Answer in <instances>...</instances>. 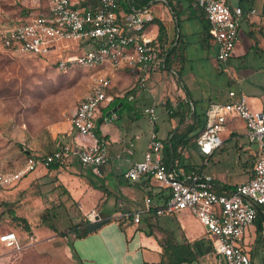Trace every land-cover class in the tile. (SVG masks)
Returning a JSON list of instances; mask_svg holds the SVG:
<instances>
[{
	"label": "crops",
	"instance_id": "1",
	"mask_svg": "<svg viewBox=\"0 0 264 264\" xmlns=\"http://www.w3.org/2000/svg\"><path fill=\"white\" fill-rule=\"evenodd\" d=\"M226 2L232 7L238 6V0ZM150 9L153 22L159 21L165 30L161 51L166 56L170 49H176L175 55L170 54L168 58H171V65L165 64L162 71L148 74L143 86H140L138 68L104 66L103 69H90L110 76L108 93L113 98L95 118L96 130L107 148L100 175L80 165L75 150L78 137L66 119L48 127L45 142L39 141L40 137L33 138L29 148L32 152L25 155L45 156L63 146L72 147L73 153L53 168L37 167L14 187L0 193V205H17L15 201L19 194L32 188L34 200L26 202L30 209L24 210L25 213H42L45 210L77 215L78 220H73L72 226L82 222L88 226L96 215L107 222L84 237H77L76 232L69 230L72 226L64 236H59L44 223L34 226L35 231L30 229L31 239L14 232L20 250L0 245V264H209L210 259L213 262L212 237L191 214H153L154 208L168 198L167 189L149 177L131 181L123 174L133 163L142 160L152 133L160 142L169 140L174 133L193 124L194 108L205 114L210 104L227 102L229 91L244 96L251 111L264 112V0H253L243 12L234 52L224 64L216 61L217 45L206 32L209 25L203 11L191 0H157ZM146 31L158 39L155 23L149 24ZM70 51L80 52L73 49L66 53L73 54ZM45 59L55 60L54 57ZM187 106L190 109L188 113L184 112ZM147 108L154 110L153 122L144 112ZM108 115H114L115 119L103 123L102 117ZM221 139V147L211 155H203L197 150L184 152L186 170L178 168L186 173L209 176L211 189L218 194L247 182L252 177L257 155V149L250 155L244 148L248 140L240 119L227 118ZM228 140H234L239 148V160H242V155L247 160L253 159L246 178L232 184L219 180V175L207 167L208 161L215 158L218 161L215 152L223 150L222 146ZM4 162H0L1 170L9 171ZM146 197L153 204L148 213L144 211ZM24 201L20 200V203ZM133 213H140L138 223L133 222ZM0 230H4L1 223ZM6 232L13 231L4 230L0 234ZM243 239L244 248L253 262V245L261 241H257L254 224L244 231ZM189 255L194 257L193 260L183 261Z\"/></svg>",
	"mask_w": 264,
	"mask_h": 264
},
{
	"label": "built area",
	"instance_id": "2",
	"mask_svg": "<svg viewBox=\"0 0 264 264\" xmlns=\"http://www.w3.org/2000/svg\"><path fill=\"white\" fill-rule=\"evenodd\" d=\"M201 9L208 22V35L217 45L215 59L224 64L232 56L242 23L243 12L226 0H191ZM154 20L150 6L124 12L118 0H45V10L27 12L22 17L0 19V50L11 55L34 58L54 57L57 68L72 67L113 69L138 68L140 86L148 74L164 69L165 54L157 37L146 28ZM78 49L79 53L69 54ZM111 79L107 74H95L85 94L73 109L69 122L78 141L76 152L81 166L95 175L106 161V142L95 127L98 111L113 100L108 93ZM225 103H212L205 111L206 124L196 140L199 152L211 155L222 145L221 132L228 117L243 121L245 137L257 144V155L252 177L233 189L218 194L211 189L209 176L196 172L175 170L163 162L162 144L154 133L141 161L123 174L125 179L137 181L149 177L168 191L165 202L154 208L155 216H171L180 212L191 214L212 237L211 257L214 264H252L244 248V231L254 224L257 215H264V112L251 111L244 96L234 91L227 93ZM144 112L149 121L155 120L153 108ZM115 119L102 117L103 123ZM63 146L49 155L27 154L20 168L0 170V193L14 187L20 179L37 167L51 163L62 164L73 153ZM153 206L149 197L144 200V211ZM134 223L140 213H133ZM0 245L20 250L14 232L0 234Z\"/></svg>",
	"mask_w": 264,
	"mask_h": 264
},
{
	"label": "rangeland",
	"instance_id": "3",
	"mask_svg": "<svg viewBox=\"0 0 264 264\" xmlns=\"http://www.w3.org/2000/svg\"><path fill=\"white\" fill-rule=\"evenodd\" d=\"M42 3L43 0H0V17L10 18L15 14L12 19L19 18L41 8ZM97 73L76 67L62 71L51 60L11 55L0 50V162L5 160L7 170L14 171L21 167L25 153L32 152L29 148L33 138L40 137L38 140L45 142L50 125L70 118L74 106L87 91L92 76ZM222 148L214 155L218 156V161L217 158L208 161L207 167L217 173L224 183L244 180L253 159L247 160L242 155V160H239V148L234 140L226 141ZM244 148L251 155L256 151L257 144L246 141ZM34 194L35 191L30 188L19 194V199L15 201L17 205H0V223L4 230L31 239L30 229L35 231L33 227L42 224L43 216L45 219L47 216L48 222L59 231H67L73 225V220L77 222V215L73 214L49 213L45 210L42 213L23 212L30 209L26 202L33 201ZM23 199L25 201L20 203ZM16 217L24 219L28 230ZM252 252V263L264 264V241L254 243ZM208 262L213 264L211 259Z\"/></svg>",
	"mask_w": 264,
	"mask_h": 264
},
{
	"label": "trees",
	"instance_id": "4",
	"mask_svg": "<svg viewBox=\"0 0 264 264\" xmlns=\"http://www.w3.org/2000/svg\"><path fill=\"white\" fill-rule=\"evenodd\" d=\"M155 1L157 0H118V5L120 9H122L124 12L129 11L130 9H140L142 7H149L151 6ZM253 0H238V7L244 12L246 9H248L251 5ZM42 9L45 10V0H43L42 3ZM204 14V13H203ZM15 14L11 15L10 18H14ZM0 19H4L0 17ZM152 23H155L158 26V43L160 48H163V43H164V27L159 21H154ZM208 23V22H207ZM206 32L208 33V28H206ZM176 49H170L165 56V62L164 65L166 64L167 66L171 65V58L170 60L168 59L170 54L175 55ZM75 53V52H73ZM168 60V61H167ZM53 65L57 67V61H51ZM195 106V103H193ZM194 119H193V124L186 126L185 129L176 132L172 135V137L169 140L161 142L162 144V154H163V162L166 165H170L172 163V168L175 170H179L180 168H184L186 170V167L184 166V158H183V153L187 152L189 153L191 150L199 152V149L196 145V140L200 133L204 130L205 127V114L199 113L196 108H194ZM189 106H187V110L185 108L184 112H189ZM183 118L180 119L182 121ZM200 153V152H199ZM55 163H51L49 165L50 168L55 167ZM183 170V169H182ZM185 172V171H184ZM187 172V171H186ZM185 172V173H186ZM150 179V178H149ZM42 223L47 224L49 228H51L52 231L56 232L59 236H64L66 234V231H59L56 229L52 224L48 222V218L46 216L42 217ZM16 220H20L24 224V227L26 230H28V227L24 221V219L21 218H15ZM107 221H104L106 223ZM85 224V225H84ZM254 225L256 226V234H257V241L260 239L264 241V215H257ZM69 230H72L73 232H76L77 237H84L85 235L88 234L87 231V223L82 222L80 225L77 226H72ZM186 253V252H185ZM194 257L192 256H187L183 261L186 262H191ZM180 261H177L179 263Z\"/></svg>",
	"mask_w": 264,
	"mask_h": 264
},
{
	"label": "water",
	"instance_id": "5",
	"mask_svg": "<svg viewBox=\"0 0 264 264\" xmlns=\"http://www.w3.org/2000/svg\"><path fill=\"white\" fill-rule=\"evenodd\" d=\"M104 221H102L99 216H95L94 217V222L91 223L90 225L87 226V231L88 232H94L96 231L98 228H100L103 225Z\"/></svg>",
	"mask_w": 264,
	"mask_h": 264
}]
</instances>
